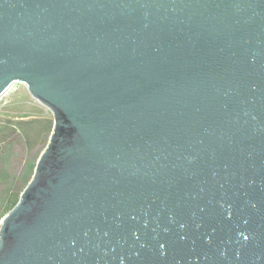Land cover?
I'll return each mask as SVG.
<instances>
[{"label":"water","instance_id":"water-1","mask_svg":"<svg viewBox=\"0 0 264 264\" xmlns=\"http://www.w3.org/2000/svg\"><path fill=\"white\" fill-rule=\"evenodd\" d=\"M52 112L0 264H264V0H0V96Z\"/></svg>","mask_w":264,"mask_h":264},{"label":"rangeland","instance_id":"rangeland-1","mask_svg":"<svg viewBox=\"0 0 264 264\" xmlns=\"http://www.w3.org/2000/svg\"><path fill=\"white\" fill-rule=\"evenodd\" d=\"M19 121L27 122V126H34V121H38L33 142L28 143L23 130L19 131ZM53 123L51 110L35 99L25 84L14 83L0 96V226L6 214L8 196L14 191L21 193L33 177Z\"/></svg>","mask_w":264,"mask_h":264},{"label":"trees","instance_id":"trees-1","mask_svg":"<svg viewBox=\"0 0 264 264\" xmlns=\"http://www.w3.org/2000/svg\"><path fill=\"white\" fill-rule=\"evenodd\" d=\"M34 122H35L34 126L33 125H28L27 126V124H26L27 122L19 121V125H20L19 131L23 130V134L27 138V142L28 143L33 142L34 141V137L37 134L38 126L36 127V122H38V121H34ZM13 124H14V122H13ZM13 124H11V125H13ZM29 124H31V123H29ZM40 124H42V123L40 122ZM15 128L17 130V126H15L14 129ZM52 128H53V126H52ZM51 131H52V129H51ZM1 141H3V140H1ZM19 196H20V192L17 194L15 191L12 194H10V196H8V199H7V202H6L7 203L6 212L9 211L16 204V202L19 199Z\"/></svg>","mask_w":264,"mask_h":264}]
</instances>
